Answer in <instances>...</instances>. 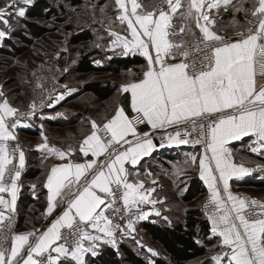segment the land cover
<instances>
[{
    "label": "snow or ice",
    "instance_id": "snow-or-ice-1",
    "mask_svg": "<svg viewBox=\"0 0 264 264\" xmlns=\"http://www.w3.org/2000/svg\"><path fill=\"white\" fill-rule=\"evenodd\" d=\"M114 2L117 20L126 25L130 38L109 27L114 37L109 50L119 48V54L125 56L139 52L147 60L142 79L121 87L131 94L135 116L130 118L120 106L102 126L92 120L91 134L78 151L95 159L84 163L70 160L77 149L50 146L48 137L41 134L38 149L59 160L68 159L53 165L47 175V214L63 207L42 232L14 231L19 182L26 163L14 130L21 126V117L35 116L37 105L33 102L29 112L20 113L7 99L0 100V264H86V255H96L101 243L117 242L121 226L113 218H123L117 193L129 214L145 202L162 203L150 198L155 187L146 189L143 180L130 182L129 176L139 173H130L125 166L134 169L157 147L150 132L138 131L141 124L153 131L173 128L166 133L169 145H204L200 158L192 154L186 163L196 165L207 184L209 205L214 209L209 216L211 232L228 249L213 257L215 264L225 257V264H264V202L233 194L229 183L255 169L235 163L228 146L248 137L250 151L264 157V84L257 82V77L264 79V0H251L248 7L249 0ZM16 3L9 0L0 8V21L8 23L5 17L12 14L9 10ZM229 7L244 13L248 25L234 33L238 39L217 27L220 9ZM106 8L100 7L102 15ZM15 11L20 17L25 15L23 8ZM238 24L234 19L231 26ZM4 35L0 31V37ZM11 142L16 143L11 146ZM164 146L161 137L160 147ZM151 183L155 185L156 179ZM155 214L160 215L159 211ZM148 215L144 212L137 219ZM126 228L134 231V221L129 219ZM9 241L10 246L5 247Z\"/></svg>",
    "mask_w": 264,
    "mask_h": 264
},
{
    "label": "crops",
    "instance_id": "crops-1",
    "mask_svg": "<svg viewBox=\"0 0 264 264\" xmlns=\"http://www.w3.org/2000/svg\"><path fill=\"white\" fill-rule=\"evenodd\" d=\"M138 2L143 3V0H138ZM250 4L251 0H249V3L246 4L245 7L250 6ZM114 6L116 11H114L113 14L112 12L110 13L111 22L107 23L104 26H100L98 24L97 28L94 29L97 31L99 29H102V31L106 35V38L104 39L107 41L104 46H99L98 49L96 48V51L98 52V58L94 62L95 66H106L115 58L138 57L143 62L130 67L129 69L121 70L119 73L99 72L103 75L100 78H103L101 81L104 82V85L109 84L111 86L110 88L114 89V93L108 99L100 100L91 92H85L83 90L84 84L79 87H70L71 89L67 88V90H64L62 93H58V95L53 98L56 101L53 102V100H51L43 113L30 118V120L21 121V126H18L16 129L18 137L22 142L24 148L25 160L26 154H30L31 165L34 168L39 169V174L36 177L28 178L25 180L24 187H29L26 194L30 193V200L23 196L24 202L20 204L19 199L21 196L22 186L18 193L17 205L19 213L22 216V222L19 225V233L31 231L34 229L41 232L45 231L47 227L51 226V222H54V217L57 215V213L60 212V207H63V205L57 207L52 215L47 214L48 191L44 187V185L46 184V178L51 167L53 165L66 163L68 162V159L62 161L57 159L55 156L46 155V150L38 149L37 145L43 142L41 134L43 133L48 137L50 146L55 145L57 148L67 150L68 146L71 145L74 149H77V151L70 157V160L72 162L84 163L88 160L95 159V157H92L91 154H89L88 157H85L83 153L78 151L79 145L83 141V139L87 135L91 134L92 128L90 122L92 120H95L98 125L106 123L107 120L112 118V116L115 114L116 109L120 106L124 108L125 113L128 116L131 112H133L131 108V94L122 92L121 87L126 83L139 81L140 79H142V72L146 69L147 60L139 52L125 56L118 55V52L121 51L119 48H116L115 51L109 50L114 39V37L110 35L109 27H111V30L119 32L121 35H128L130 38V33L126 28V25L120 24L117 20L119 11L117 9V6L115 5V2ZM234 19L239 22L238 27L231 26V23ZM244 20V13L234 12L231 7H229L227 11L221 8L219 11V16L217 18V27L222 28L224 34L226 35L232 34L237 30H242L245 23ZM188 39L192 38L188 37ZM257 82L258 84H264V79L257 77ZM61 96H63L62 99H60ZM157 131L158 130L153 131L150 126L146 124L142 128V132H150L152 136L153 133ZM129 139H131V137H129ZM153 142L157 145V147L152 152L151 156L144 157L141 160L140 164L135 166L134 169L127 164L125 165L129 169L130 173H139V176L135 174L130 175V182L147 179L148 176H146L144 173L151 172L156 168L155 166L157 165L160 166L161 169H163L161 164L164 166L166 165L165 167L167 169V162L169 160H173L172 163L176 165V172H178V170H185L187 172V177H190L188 179L190 181L187 182V186L189 189L188 191H191L193 188L197 187L201 189L202 194L210 197V191L207 187V184H205V182L200 178L197 166L186 163V161L190 160V156L192 154H196L197 158L199 159L200 155H202L204 152V147H189L186 145L171 144L169 148L161 149L158 147L157 140L154 138V136ZM250 143V139L248 137H245L242 141H233L228 145L232 149L233 159L235 163L239 164L243 162L245 167L255 169L247 175L239 178H233L229 181L230 190L233 194H240L243 190L246 189L251 190L256 188H264L263 185H257V183L264 184V167L257 169L252 163L256 160L264 163V157L257 153H252L249 148ZM99 159L102 161L104 157L101 156ZM181 159L183 160L182 163L180 161ZM171 175L175 177L176 173ZM162 181V179L160 182L158 181L155 186L157 187L159 184V187H163ZM32 185H35V189H33ZM152 196H155L154 193L151 194L150 198H152ZM5 198L9 197L6 195ZM155 198L158 201H162V203L159 202V204L157 203L158 205H153L145 202L141 204L138 209L134 208L132 213H128L125 226L127 225L130 217L133 218V220L137 221L138 224L150 222L166 223L171 225L172 220L169 219L168 216H166L161 211V206L162 204L164 205L166 201L165 196L161 195L160 197L156 196ZM156 211H159L160 215H156ZM144 212L149 213L147 218L138 220L137 215ZM209 222L212 228V221L210 219ZM118 233L119 232L117 231V242L122 239L120 238V236H118ZM128 236L129 234L125 237ZM211 236L216 239V246L219 247V250L213 253L210 258V264H215L213 257L221 255L224 251H228V249L222 246L221 237L213 234H211ZM85 243L87 244V242ZM103 245L110 244L101 243L98 248H102ZM99 250L97 249V252ZM226 260L227 257L224 258L221 264H225ZM151 263L153 264L154 261H152Z\"/></svg>",
    "mask_w": 264,
    "mask_h": 264
},
{
    "label": "rangeland",
    "instance_id": "rangeland-1",
    "mask_svg": "<svg viewBox=\"0 0 264 264\" xmlns=\"http://www.w3.org/2000/svg\"><path fill=\"white\" fill-rule=\"evenodd\" d=\"M33 1L24 3L23 0H17L14 9L9 10L12 14L5 17L8 23L5 24L0 21V31L5 33L3 37H0V90L4 93L3 99H7L13 107L19 110L30 108L33 102L36 105L42 104L43 110L36 114L39 115L45 111L51 100L56 101L53 98L58 93H62L70 87H79L86 81H92L103 76L101 73L83 74L76 71L81 49L85 46H94L96 50L107 42L104 39L106 35L102 29L94 30L90 41L87 39L81 41L82 39L78 38L80 43H73L72 37L74 32L79 31L82 26L87 24L106 25L111 22V14L109 4H105L107 8L102 15L100 7L103 4H98L93 0H84L79 7H72L67 4V10L64 11L66 14L30 18L26 15V6L32 4ZM8 3L9 0H0V8H4ZM61 3L63 2L60 0L52 1L56 7L60 6ZM18 8L24 9L25 15L23 17L16 14L15 9ZM25 22H31L36 28H42L44 31L37 37ZM182 159L180 160L181 163ZM172 161L167 162V169L166 165L161 164L163 169L158 165L155 166L156 168L150 172L151 177L148 176L147 179L142 180L145 181L144 187L156 188V191L153 192L155 196H152V199H156V196H165L166 201L164 205L162 204L161 211L172 220V224H175L182 220L186 210L190 208L202 209L208 197L198 193L193 199L187 201L185 196L189 194L187 182L190 181L188 180L190 177H187L185 170L176 172V165ZM252 163L255 168L257 165L264 166L261 161L256 160ZM174 173H176L175 177L171 175ZM152 179H156L157 182L162 179L163 187H159V184L157 187L153 185ZM242 193L249 194L253 199L264 202V188L246 189ZM129 219L133 220L131 217ZM133 221L134 231L128 230L125 226L118 233L122 239L115 245L110 244V246L117 249L121 243L130 246L132 244L138 253L143 252L146 258L152 262V259L160 256L161 252L156 244L143 237L142 232L138 229V222ZM16 232L19 233L18 224ZM128 232L131 234L125 237ZM149 249L152 251L150 252ZM89 256H91L90 253L85 257L86 264ZM206 259V257L199 258L190 264H206Z\"/></svg>",
    "mask_w": 264,
    "mask_h": 264
},
{
    "label": "trees",
    "instance_id": "trees-1",
    "mask_svg": "<svg viewBox=\"0 0 264 264\" xmlns=\"http://www.w3.org/2000/svg\"><path fill=\"white\" fill-rule=\"evenodd\" d=\"M53 0H34L32 4L26 6V15L30 18L45 17L48 15H57L60 13L66 14V5L72 7H79L84 0H60L63 3L56 7L52 4ZM92 1V0H91ZM98 4H109L110 13L116 11L113 0H93ZM147 5L149 0H143ZM63 8V9H62ZM67 12V11H66ZM23 20V19H22ZM245 22V20H244ZM31 27V32L37 37L42 34L44 29L36 28L31 22H25ZM98 24H87L82 26L79 31L74 32L72 37L73 43H80L79 39L91 40L93 37V30L97 28ZM94 46H85L80 50L79 60L76 64V71L83 74L103 73H119L121 70L129 69L143 61L138 58H115L106 66L97 67L94 62L98 55ZM103 78L98 80L87 81L83 85L85 92H91L100 100L108 99L113 93L114 89L110 88L109 84L104 85ZM27 169L22 181V190L19 203L24 202L23 196L30 198L28 191L29 187H24L25 180L36 177L39 174V169L31 165V156L26 154ZM257 185H263L257 183ZM196 186V185H195ZM185 196V199L191 200L198 193H201L200 188H193ZM22 216L19 214V223L22 222ZM138 229L142 232L143 237L154 244H156L161 252L160 256L154 258L153 264H190V262L199 258L206 257V264L211 263V255L219 250L216 246V239L211 236V226L208 219L201 208H190L186 210L182 220L175 224L166 223H150L144 222L138 225ZM119 232V231H118ZM118 249V250H117ZM110 245H103L96 255L88 257L87 264H152L143 254L137 252L131 244L121 243L118 248Z\"/></svg>",
    "mask_w": 264,
    "mask_h": 264
},
{
    "label": "built area",
    "instance_id": "built-area-1",
    "mask_svg": "<svg viewBox=\"0 0 264 264\" xmlns=\"http://www.w3.org/2000/svg\"><path fill=\"white\" fill-rule=\"evenodd\" d=\"M248 27V25L246 24V23H244V27L242 28V30L243 29H245V28H247ZM229 36H232L233 37V39H238V37H236L235 35H234V33H232V34H228ZM120 52H118V55H120L119 54ZM3 99V97H0V100H2ZM43 110V105L42 104H37V109H36V113H35V115L37 114V113H40L41 111ZM20 111V113H27V112H29L30 111V108H28V109H25V110H19ZM135 116V113L134 112H131L130 114H129V117L131 118V117H134ZM29 117H21V121H25V120H27ZM14 119V118H13ZM103 124H101V126H102ZM145 124H141V125H138V131H140V132H142V128H143V126H144ZM15 131V134H16V136H17V141H18V143L20 144V146H21V148L23 149V151H24V148H23V145H22V143H21V141H20V139H19V137H18V133H17V129H15L14 130ZM171 132H173V128H168V129H166V130H162V129H160V130H158L157 132H154L153 133V136H154V138L157 140V143H158V147L159 148H161V149H167V148H169L170 147V145L169 144H167V136H166V133H171ZM161 137H164V139H165V146L164 147H160V143H161ZM15 143L16 142H11V146H14L15 145ZM186 146H189V147H197V146H202V147H204V145L203 144H198V145H193V144H185ZM26 169H27V162L25 163V168H24V170H23V172H22V175H21V180H20V182H19V184H20V188H21V186H22V181H23V177H24V174H25V172H26ZM239 195H241V196H247V197H249V198H252L249 194H246V193H240ZM117 198H118V203H117V207H120L121 208V214H122V217L123 218H119V217H114L113 219H114V223H117V224H119L120 226H121V228H120V230L119 231H121V230H123V228L125 227V224H126V221H127V216H128V213L126 212V211H124V209H123V207H122V202L121 201H119V193H117ZM209 198L210 197H208L207 199H206V202L203 204V207H202V212L206 215V216H210V215H212V213H213V211H214V209L212 208V207H210V205H209ZM253 199V198H252ZM19 209H18V205L16 206V217H15V229H14V231L16 232V229H17V224H18V222H19ZM10 246V241L8 242V243H6L5 244V247H9Z\"/></svg>",
    "mask_w": 264,
    "mask_h": 264
}]
</instances>
